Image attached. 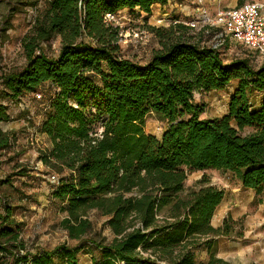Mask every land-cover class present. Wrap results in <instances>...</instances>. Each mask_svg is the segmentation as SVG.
I'll use <instances>...</instances> for the list:
<instances>
[{"label": "trees", "instance_id": "trees-1", "mask_svg": "<svg viewBox=\"0 0 264 264\" xmlns=\"http://www.w3.org/2000/svg\"><path fill=\"white\" fill-rule=\"evenodd\" d=\"M169 1H41L21 41L25 65L0 74V83L12 102L44 85L53 90L48 98L39 94L38 131L50 147L38 159L58 175L50 198L64 213L60 226L79 244L16 256L12 250L24 247L6 206L0 213L6 259L0 264H78L83 237L91 231L90 211L106 217L113 234L108 243L88 242L91 264H230L213 251L214 240L228 237L237 224L211 225L223 190L204 180L205 187L180 195L191 172L208 169L229 172L256 195L264 191V64L224 62L221 45L164 41L156 28L151 31L160 48L147 61L121 58L118 29L107 15H149ZM55 37L58 53L48 57L41 45ZM232 82L225 113L200 118L203 108L194 95L222 91ZM151 114L165 124L159 137L145 132ZM8 120L0 103V123ZM244 129L251 132L243 135ZM8 145L9 135L0 130V150ZM201 250L205 261L196 258Z\"/></svg>", "mask_w": 264, "mask_h": 264}, {"label": "rangeland", "instance_id": "rangeland-1", "mask_svg": "<svg viewBox=\"0 0 264 264\" xmlns=\"http://www.w3.org/2000/svg\"><path fill=\"white\" fill-rule=\"evenodd\" d=\"M191 1L193 3H190ZM248 1L253 0H207L205 6L212 15L218 10L236 7ZM176 4L177 7L172 8L180 9L177 14L168 11L167 7L165 10L154 7L149 15L138 13L136 10L132 12L122 10L113 17H107V20L118 29L119 56L139 63L147 61L151 54L160 48L161 39L151 31L152 28L161 30L160 35L164 41L179 39L213 47L216 43L214 35L218 29L190 28L185 25L186 22L197 17L194 14L195 0H180ZM42 8L43 4L40 0H0V74L15 72L24 67L26 60L21 41L31 30L36 13ZM175 21L178 23L174 24ZM177 25L183 28L174 29L173 27ZM59 44V38L55 37L41 45L42 52L48 57H55ZM223 45L220 54L224 62L247 58L254 68L264 64V55L253 53L238 42L227 40L226 46ZM234 87L235 82H232L219 92L195 94V103L203 108L200 118L222 116ZM52 93L50 86L44 85L34 93L12 102L5 97L0 83V103L7 107L9 115L7 122L0 123V130L9 135L8 147L0 150V213H3V207L6 206L11 210V221L24 247L22 251L12 250L16 256L22 255L24 251L33 255L50 251L59 245L76 247L79 244L69 239L60 226L64 213L59 210V204L50 198V189L53 185L50 176L57 178L58 175L44 167L38 159L39 154L47 150L50 144L38 131L40 99H37L36 95L44 94L48 98ZM30 117L32 120L29 119ZM164 127V122L154 115L147 116L146 133L159 137ZM250 132V129H244L242 134ZM204 180H208L209 185L223 189L227 193L221 206L223 214L228 209L242 206L249 199L248 193H245L246 191L232 175L212 169L191 172L184 182V192L180 196L184 197L192 191L205 187L207 183H202ZM224 216V219L228 218L226 220L229 223L237 222L232 228V233L224 238L229 241H242L249 230L245 215L234 221L230 216ZM87 218L91 222V231L83 237L86 243L83 244L84 249L77 255L78 264H89L90 257L87 252L93 248L89 241L108 243L113 238L106 224V217L96 211H90ZM211 223L214 226L215 219H212ZM0 245L3 246L4 243L0 241ZM262 252L264 253L263 250ZM196 258L201 260L205 255L199 252ZM4 259H6L5 255L0 252V263L4 262Z\"/></svg>", "mask_w": 264, "mask_h": 264}, {"label": "crops", "instance_id": "crops-1", "mask_svg": "<svg viewBox=\"0 0 264 264\" xmlns=\"http://www.w3.org/2000/svg\"><path fill=\"white\" fill-rule=\"evenodd\" d=\"M179 1L180 0H170L164 6L155 5L152 8L155 7L157 9L165 10L167 7V9L169 8L168 11L177 14L178 11L180 12V9L173 10L172 7H177L176 2ZM190 3L193 2L191 1ZM183 11L185 10H182V12ZM238 184L240 185L239 181ZM244 191L249 195V199L246 200L247 202L243 203L242 206L238 208L232 210L228 209L227 212L223 214L224 212H222L223 208H221V206L227 194L223 190V199L216 207L212 216V219H215V225L213 226L212 223L211 225L214 228L221 226V222H223L222 220L228 219H224V215L230 216L233 221L245 215L249 230L245 233L242 241H229L223 236L217 237L213 243V251L216 257L230 264H264V253L262 252V250L264 251V191L259 195H256L252 190ZM199 252H202L205 255V258L199 261H205L207 258L205 251L201 250ZM199 252L196 253V256ZM89 264H91L90 260Z\"/></svg>", "mask_w": 264, "mask_h": 264}, {"label": "built area", "instance_id": "built-area-1", "mask_svg": "<svg viewBox=\"0 0 264 264\" xmlns=\"http://www.w3.org/2000/svg\"><path fill=\"white\" fill-rule=\"evenodd\" d=\"M206 2L207 0H195L194 14L197 17L186 22V26L218 29L214 35L216 43L213 47L230 40L240 43L257 55H264V0L244 2L240 6L218 10L212 15L206 9ZM176 23L178 22L175 21L174 24ZM36 98L40 99V95H36ZM50 181L55 184L57 178L50 176Z\"/></svg>", "mask_w": 264, "mask_h": 264}]
</instances>
